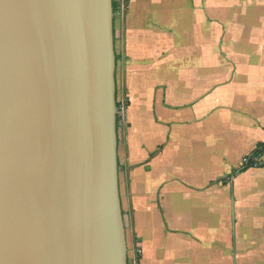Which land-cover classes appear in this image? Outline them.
I'll return each instance as SVG.
<instances>
[{
    "label": "crops",
    "instance_id": "crops-1",
    "mask_svg": "<svg viewBox=\"0 0 264 264\" xmlns=\"http://www.w3.org/2000/svg\"><path fill=\"white\" fill-rule=\"evenodd\" d=\"M116 1L129 258L264 264V0Z\"/></svg>",
    "mask_w": 264,
    "mask_h": 264
},
{
    "label": "water",
    "instance_id": "water-1",
    "mask_svg": "<svg viewBox=\"0 0 264 264\" xmlns=\"http://www.w3.org/2000/svg\"><path fill=\"white\" fill-rule=\"evenodd\" d=\"M113 0H0V264H128Z\"/></svg>",
    "mask_w": 264,
    "mask_h": 264
},
{
    "label": "rangeland",
    "instance_id": "rangeland-1",
    "mask_svg": "<svg viewBox=\"0 0 264 264\" xmlns=\"http://www.w3.org/2000/svg\"><path fill=\"white\" fill-rule=\"evenodd\" d=\"M121 9H124V7L121 8ZM119 16H120V12H119V10H117L116 13L114 14V19L119 17ZM116 97H117V94H116ZM118 99H119L118 102H120V105H121L119 113H121L124 110V108H125V101L122 100L121 96ZM125 231H126V229H125ZM126 240H127V247H128V264H136V260L137 259H135V262H134L133 261L134 260L133 257H132V259L129 258L130 254H132L133 252H132V246H130V244H128L127 232H126ZM133 251H135V250L133 249ZM133 256H134V254H133Z\"/></svg>",
    "mask_w": 264,
    "mask_h": 264
},
{
    "label": "trees",
    "instance_id": "trees-1",
    "mask_svg": "<svg viewBox=\"0 0 264 264\" xmlns=\"http://www.w3.org/2000/svg\"><path fill=\"white\" fill-rule=\"evenodd\" d=\"M112 5H113V12L115 14L116 11L118 10L117 1L116 0H113L112 1ZM116 100H117V97H116ZM116 105H117L118 111H120L121 105H120V103L118 101L116 102ZM118 120H119V117H117V123H118ZM263 149H264V146L263 145L258 146L257 147V150L252 154V158H255V157L259 156L261 154V152H262ZM252 158H250L248 165L245 166L246 169L249 168V167H251V165H252L251 159Z\"/></svg>",
    "mask_w": 264,
    "mask_h": 264
},
{
    "label": "built area",
    "instance_id": "built-area-1",
    "mask_svg": "<svg viewBox=\"0 0 264 264\" xmlns=\"http://www.w3.org/2000/svg\"><path fill=\"white\" fill-rule=\"evenodd\" d=\"M120 108H121V107H120ZM262 151H264V149H263ZM259 159H260L259 156L256 157V158H254V159H251V162H252L251 167H254V168L258 167V166H259ZM249 160H250V158L244 160V163H243V164H244V167L248 165ZM140 254H141V249H140L139 247H137V248L135 249V251H134V256H135V257H138Z\"/></svg>",
    "mask_w": 264,
    "mask_h": 264
}]
</instances>
